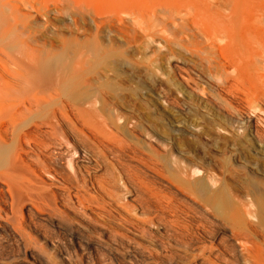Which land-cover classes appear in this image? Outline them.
<instances>
[{
	"label": "bare ground",
	"instance_id": "1",
	"mask_svg": "<svg viewBox=\"0 0 264 264\" xmlns=\"http://www.w3.org/2000/svg\"><path fill=\"white\" fill-rule=\"evenodd\" d=\"M45 1L0 0V249L264 264V33L182 23L248 0Z\"/></svg>",
	"mask_w": 264,
	"mask_h": 264
},
{
	"label": "rangeland",
	"instance_id": "2",
	"mask_svg": "<svg viewBox=\"0 0 264 264\" xmlns=\"http://www.w3.org/2000/svg\"><path fill=\"white\" fill-rule=\"evenodd\" d=\"M49 0H46L45 1V4L46 5H48L49 7H54L55 5H61V0H60V2L59 1H49ZM65 1V0H64ZM64 1H62V4H63V2ZM47 2V3H46ZM79 2H80V6L81 5H85V4H83V3H85L86 2V0L84 1V0H79ZM247 2V1H246ZM60 3V4H59ZM239 3V4H238ZM72 4V3H71ZM215 4H217L218 5V3H215ZM222 4H224V5H222ZM222 4H220V5H218V6H210V5H208V7H204V11H206V12H204V11H201L200 12V15H202V16H200V15H198V16H200L199 18L198 17H196V24H194V20H195V18H194V15H193V13H191L190 12V14H187L186 16H184V17H186V18H183V22L182 21H179V20H181L178 16V18H176V21H174V22H176V24L174 23H171V25H170V23L168 22V20H169V14H165V16H164V14L162 13V15H163V17H161L160 15L161 14H158L157 15V17H156V20L155 21H158L157 23H158V25H159V16H160V21H162V23H163V25L165 24V23H167V25H169V27L171 28V29H169L166 25H164L163 27L165 28V27H167V28H165V30L166 29H168V31H169V33H173L172 32V30L174 31L175 30V28H174V26L175 25H177V24H179V22H180V24H182V23H185V27H188V29H190V30H188L187 28H186V33H202L203 31L205 32V30H206V32L207 33H211V31L209 30L208 31V29L210 28V29H212L213 28V26H214V24H215V27L214 28H216V26H217V29H221L223 26L224 27H226V29H228L229 30V33H264V0H248V2L247 3H245V5L246 6H241V3L240 2H235V4L233 5V4H225V3H222ZM86 5H87V3H86ZM85 5V6H86ZM214 5V4H213ZM232 5V6H231ZM72 6V5H71ZM210 6V7H209ZM87 7V6H86ZM84 8V6H81V8H83L82 10L84 11L85 9H86V11H80L81 13H82V15H83V17L86 19L87 18V8ZM231 7H233V8H231ZM236 7V8H235ZM210 8V9H209ZM231 8V9H230ZM233 9V10H232ZM242 11V12H241ZM23 12V14H30L31 16H35V17H37L38 18V23L39 24H41V25H43V24H45V22H46V20H45V18H43L42 16H39V15H37V14H35V12H33V11H29V10H24V11H22ZM204 13V14H203ZM192 14V15H191ZM167 15H168V17H167ZM188 15H189V17H188ZM204 15H207V16H204ZM214 17H213V16ZM192 17V18H191ZM203 17H205V18H203ZM213 17V18H212ZM164 18V20L167 18V20L166 21H164V20H161V19H163ZM189 18V19H188ZM207 18V19H206ZM151 19H153V21H154V19L155 18H147L146 19V24L147 25H149V23H150V27H152L153 28V25L152 24H154V26L155 27H157V31H162V32H166L164 29H163V27L160 29V28H158V25L156 24V22H154V23H151V22H153ZM179 19V20H178ZM188 19V20H187ZM202 19H203V21H202ZM211 19V20H210ZM150 21V22H149ZM170 21H173V20H171L170 19ZM179 21V22H178ZM189 21V22H188ZM207 21V22H206ZM86 22H87V19H86ZM148 22V23H147ZM178 22V23H177ZM182 22V23H181ZM205 24V22H206V24L207 25H211V23H212V27L210 26H208V27H206L205 28V26H207V25H204L203 23ZM186 23H188V24H186ZM53 24H54V26L55 27H58V25H63V26H65V25H69L70 24V21H66V17H65V19L64 20H62V21H60V22H53ZM202 24V25H201ZM223 26H222V25ZM225 24V25H224ZM245 24V25H244ZM195 25V26H194ZM198 25V26H197ZM227 25V26H226ZM238 25V26H237ZM154 27V28H155ZM173 27V28H172ZM175 27H177V26H175ZM200 27V28H199ZM201 27H203L202 29H201ZM223 27V28H224ZM60 28V27H59ZM153 28V29H154ZM205 28V29H204ZM159 29V30H158ZM200 29V30H199ZM246 29V30H245ZM156 30V29H155ZM164 30V31H163ZM188 30V31H187ZM213 30V29H212ZM245 30V31H244ZM167 31V32H168ZM198 31V32H197ZM215 31V30H214ZM223 31V30H222ZM175 32V31H174ZM203 32V33H204ZM205 32V33H206ZM224 32V31H223ZM60 33H67V32H65V30L64 29H62V27H61V30H60ZM160 77H161V75H159ZM159 76H158V81H161L160 80V78H159ZM160 83V82H159ZM161 84V83H160ZM216 85H218V84H216ZM1 245H2V247H1V249H0V263H3V262H6V263H4V264H7V263H9V264H19V263H13V259H12V257L14 256V255H16V253L13 251V249H11V248H9V247H7L6 245H5V243H3V242H1ZM4 247V248H3ZM15 253V254H14ZM13 261H12V260ZM8 260H11L12 261V263H11V261H9V262H7ZM97 260H95V262H96ZM110 261V260H109ZM109 261H108V259H106L105 260V258H103V257H99V259H98V263L97 264H112L111 262L109 263ZM160 264H163V263H160Z\"/></svg>",
	"mask_w": 264,
	"mask_h": 264
}]
</instances>
